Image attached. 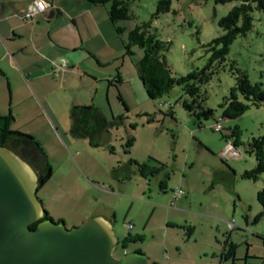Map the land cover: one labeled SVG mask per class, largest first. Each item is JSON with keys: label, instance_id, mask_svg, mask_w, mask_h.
Segmentation results:
<instances>
[{"label": "rangeland", "instance_id": "obj_1", "mask_svg": "<svg viewBox=\"0 0 264 264\" xmlns=\"http://www.w3.org/2000/svg\"><path fill=\"white\" fill-rule=\"evenodd\" d=\"M160 1H133L130 21L110 22L127 55L129 75L139 72L144 56L138 46L132 54L125 49L135 26L150 24L174 77L185 76L210 60L205 44L224 34L219 20L239 5L171 0L170 11L155 16ZM251 16L253 28L237 38L227 60L216 64L218 72L202 86L206 99H197L196 111H211V116L190 113L183 105L189 97L179 87L157 100L136 79L135 89L116 84L110 104L104 96V108L98 110L112 124L97 136L100 146L72 133L70 140L44 136L41 147L53 171L37 196L55 222L72 229L94 218L89 216L94 211L107 216L119 241L117 257L141 251L157 264H264V209L257 199L264 173L256 181L244 178L256 167L247 144L264 137V11L255 8ZM117 27L125 31L118 33ZM237 69L261 85V101L259 106L248 102L249 111L229 120L221 104L236 85ZM113 118H119L115 124ZM220 118L223 131H214ZM237 126L241 143L234 145L236 138L227 137ZM230 145L239 157L225 153ZM137 162L160 169L143 175ZM180 187L184 195L174 203ZM129 234L143 240L123 249L121 241ZM231 245L237 247L236 258L229 255Z\"/></svg>", "mask_w": 264, "mask_h": 264}, {"label": "crops", "instance_id": "obj_2", "mask_svg": "<svg viewBox=\"0 0 264 264\" xmlns=\"http://www.w3.org/2000/svg\"><path fill=\"white\" fill-rule=\"evenodd\" d=\"M44 1L50 8L27 22L23 16L32 0H0V118H10L9 130L31 135L40 145L46 134L72 139L73 106L102 110L116 84L135 89L140 80L139 72H127L107 6ZM89 216L108 220L96 211ZM236 249L231 245L229 255L236 258Z\"/></svg>", "mask_w": 264, "mask_h": 264}, {"label": "trees", "instance_id": "obj_3", "mask_svg": "<svg viewBox=\"0 0 264 264\" xmlns=\"http://www.w3.org/2000/svg\"><path fill=\"white\" fill-rule=\"evenodd\" d=\"M95 6H105L110 3L109 18L110 21L116 24L120 20L130 21L132 16L129 11L130 3L136 0H87ZM216 5H227L233 2H239V5L235 6L229 13L219 20V26L224 30V34L212 42L205 44L208 53L211 55L210 60L206 65L199 70L188 73L185 76L174 77L172 74L166 57L162 54L164 51L163 43L157 38L155 34L149 31V25H137L129 32V41L125 45L126 51L132 54L131 49L134 46H138L144 52L143 58H140L137 67L139 71V78L143 83L146 93L150 98L161 99L167 95L175 87L182 89L183 94L188 96V99L183 100V105L190 113H193L197 117L202 114L209 117L212 115L211 111H203L198 113L197 99L205 101L204 95H202V86L208 85L212 77L218 72V66L227 60L230 53V47L237 40L239 36L244 37L253 28V19L251 13L256 9L258 11H264V0H213ZM171 9V0H162L158 4L155 16L168 13ZM118 33L125 31L122 27L116 28ZM237 71L236 85L231 90V94L221 104L223 108V118L233 120L243 116L250 109L248 102H252L256 106H259L261 101V85L253 84L249 80V76L245 73ZM121 97V96H120ZM192 100V101H190ZM125 106L127 107L126 103ZM170 106V105H169ZM168 106V107H169ZM71 133L77 138H87L90 145L98 147V135L107 129L111 123L105 115H103L97 108L91 105L87 106H73L71 110ZM120 118V117H119ZM119 118H113L114 123ZM9 121L8 117H1L0 123L2 128L0 131V146L6 147L8 150L14 152L24 162L29 164L34 170L38 178V189L43 187L52 177L53 168L49 164L47 154L37 142L33 136L24 134L22 132H15L8 129ZM0 124V125H1ZM112 124V123H111ZM230 136L234 137L236 142L234 145H239L242 131L239 126L229 130ZM134 138H130L127 141V147L133 146ZM247 152L254 154L256 158V167L251 171H246L244 178L258 180L264 173V137L253 138V140L247 144ZM137 165L144 174L149 172L157 173L160 168L151 167L148 164ZM257 199L264 209V188L257 193ZM45 216L33 223L30 228L36 229L37 225L45 220L53 219L50 214L44 209ZM264 214V210L262 212ZM62 222L58 221L57 223ZM142 236L129 234L125 239L121 241L122 248L126 249L132 242L142 241ZM136 253H141L140 251ZM232 253V252H230Z\"/></svg>", "mask_w": 264, "mask_h": 264}, {"label": "water", "instance_id": "obj_4", "mask_svg": "<svg viewBox=\"0 0 264 264\" xmlns=\"http://www.w3.org/2000/svg\"><path fill=\"white\" fill-rule=\"evenodd\" d=\"M32 167L0 146V264H154L143 253L116 256L119 241L104 217L67 228L45 216Z\"/></svg>", "mask_w": 264, "mask_h": 264}, {"label": "built area", "instance_id": "obj_5", "mask_svg": "<svg viewBox=\"0 0 264 264\" xmlns=\"http://www.w3.org/2000/svg\"><path fill=\"white\" fill-rule=\"evenodd\" d=\"M50 4L45 2L44 0H32L31 4L28 5L26 11L24 12L23 18L27 22H34L38 16L45 13L49 8ZM223 120L220 118L215 126H213L214 131H223ZM229 152L236 153V150L234 149L233 145H230L228 147ZM184 194L182 188L180 187L177 191L174 193V198L177 200ZM132 226L129 225L128 229H131Z\"/></svg>", "mask_w": 264, "mask_h": 264}]
</instances>
